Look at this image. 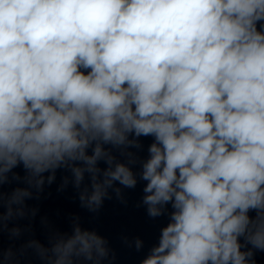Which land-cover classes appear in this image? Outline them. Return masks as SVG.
Returning a JSON list of instances; mask_svg holds the SVG:
<instances>
[{
    "label": "clouds",
    "instance_id": "clouds-1",
    "mask_svg": "<svg viewBox=\"0 0 264 264\" xmlns=\"http://www.w3.org/2000/svg\"><path fill=\"white\" fill-rule=\"evenodd\" d=\"M58 172L94 215L143 183L140 264H256L264 0H0V264H113L78 214L36 236Z\"/></svg>",
    "mask_w": 264,
    "mask_h": 264
}]
</instances>
